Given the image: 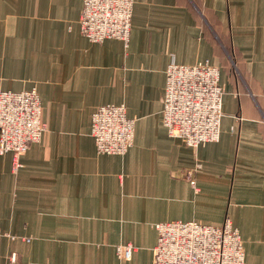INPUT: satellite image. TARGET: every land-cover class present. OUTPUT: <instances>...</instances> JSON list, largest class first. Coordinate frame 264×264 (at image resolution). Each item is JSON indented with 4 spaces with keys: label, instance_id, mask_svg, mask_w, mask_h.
<instances>
[{
    "label": "crops",
    "instance_id": "obj_1",
    "mask_svg": "<svg viewBox=\"0 0 264 264\" xmlns=\"http://www.w3.org/2000/svg\"><path fill=\"white\" fill-rule=\"evenodd\" d=\"M132 1L124 46L80 34L81 0H0V92L35 89L46 126L18 168L0 155V264H151L153 225L225 218L245 264H264V0ZM205 61L220 136L194 149L168 136L161 97L170 63ZM105 105L134 120L123 156L96 153Z\"/></svg>",
    "mask_w": 264,
    "mask_h": 264
},
{
    "label": "built area",
    "instance_id": "obj_2",
    "mask_svg": "<svg viewBox=\"0 0 264 264\" xmlns=\"http://www.w3.org/2000/svg\"><path fill=\"white\" fill-rule=\"evenodd\" d=\"M81 1L77 24L87 41L114 39L127 46L132 0ZM223 93L218 67L207 61L192 66L170 63L161 97V122L168 136L194 149L217 142ZM45 131L35 89L0 92V155L12 154L14 169L29 145L39 142ZM90 135L98 155L123 156L133 144L134 120L127 118L123 105L100 106L91 116ZM187 179L192 183L193 173ZM153 228L157 239L151 264H245L240 235L229 218L220 226L174 221ZM133 249L130 244L118 246V260H129Z\"/></svg>",
    "mask_w": 264,
    "mask_h": 264
}]
</instances>
